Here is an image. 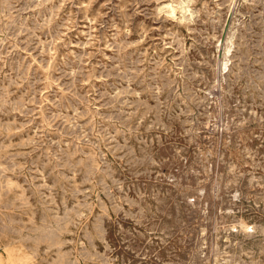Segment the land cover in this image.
<instances>
[{
  "label": "rangeland",
  "instance_id": "rangeland-1",
  "mask_svg": "<svg viewBox=\"0 0 264 264\" xmlns=\"http://www.w3.org/2000/svg\"><path fill=\"white\" fill-rule=\"evenodd\" d=\"M0 264H264V0H0Z\"/></svg>",
  "mask_w": 264,
  "mask_h": 264
},
{
  "label": "bare ground",
  "instance_id": "bare-ground-1",
  "mask_svg": "<svg viewBox=\"0 0 264 264\" xmlns=\"http://www.w3.org/2000/svg\"><path fill=\"white\" fill-rule=\"evenodd\" d=\"M223 68H225V63L223 64ZM243 227H246V224L242 223L241 224ZM8 255V254H7ZM9 258V257H8ZM25 260V259H24ZM11 262V261H10Z\"/></svg>",
  "mask_w": 264,
  "mask_h": 264
}]
</instances>
